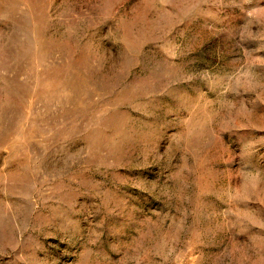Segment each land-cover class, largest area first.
Instances as JSON below:
<instances>
[{"label":"rangeland","instance_id":"rangeland-1","mask_svg":"<svg viewBox=\"0 0 264 264\" xmlns=\"http://www.w3.org/2000/svg\"><path fill=\"white\" fill-rule=\"evenodd\" d=\"M0 264H264V0H0Z\"/></svg>","mask_w":264,"mask_h":264}]
</instances>
